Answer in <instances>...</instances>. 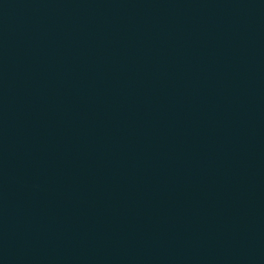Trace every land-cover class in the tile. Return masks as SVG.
Instances as JSON below:
<instances>
[{"label":"water","instance_id":"obj_1","mask_svg":"<svg viewBox=\"0 0 264 264\" xmlns=\"http://www.w3.org/2000/svg\"><path fill=\"white\" fill-rule=\"evenodd\" d=\"M0 264H264V0H0Z\"/></svg>","mask_w":264,"mask_h":264}]
</instances>
